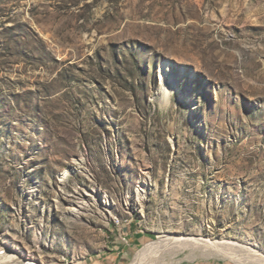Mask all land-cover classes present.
Instances as JSON below:
<instances>
[{
	"label": "rangeland",
	"instance_id": "1",
	"mask_svg": "<svg viewBox=\"0 0 264 264\" xmlns=\"http://www.w3.org/2000/svg\"><path fill=\"white\" fill-rule=\"evenodd\" d=\"M216 240L264 252V0H0V258H264Z\"/></svg>",
	"mask_w": 264,
	"mask_h": 264
},
{
	"label": "bare ground",
	"instance_id": "2",
	"mask_svg": "<svg viewBox=\"0 0 264 264\" xmlns=\"http://www.w3.org/2000/svg\"><path fill=\"white\" fill-rule=\"evenodd\" d=\"M171 66H173V64H172V62H171V60H169V59H167V60H165V62L163 63V65H162V71H163V76H166V78H162V83L163 82H165V81H167V80H170V82H171V85H170V87L169 86H162L161 87V96H162V99H163V103L164 104H168V98L170 97V95L172 94V91H173V89H175V87H176V82H177V80L176 79H174V77L171 75V74H167L166 73V68L167 67H171ZM176 80V81H175ZM67 170H65V171H63L62 173H63V175L65 176V175H67L68 173L66 172ZM160 237H162V238H164L165 237V235H160ZM202 244H204V247H207V248H209V249H211V251L212 252H220L221 250H223V249H226V246H228V245H231V246H233L234 247V245H235V247L236 246H241V248L242 249H240L241 251H245L246 253H252V254H256V255H262L263 257H264V252L263 251H261L259 248H254V247H252V246H250V245H245V244H237V243H235V242H231V241H226V240H222V241H209V242H199L198 243V245L199 246H201ZM237 248V247H236ZM229 249V248H228ZM227 250V249H226ZM225 250V251H226ZM231 250V249H230ZM233 250V249H232ZM230 251V253L231 252H234V251ZM152 251V250H151ZM228 251V250H227ZM159 252H161V251H159ZM159 252H157V253H159ZM229 252V251H228ZM149 252H144V253H142V255L136 260V261H134L133 263H131V264H145L146 263V255L148 254ZM227 253V252H226ZM154 254V253H153ZM152 254V255H153ZM237 254V253H236ZM231 255H233V254H231ZM25 257H26V259H27V256H25V254L24 253H21V254H19L18 252L17 253H8V254H5V255H3L2 256V258H0V263H2V262H4V263H9V264H11V263H20L21 261H23V260H25ZM30 257V258H29ZM40 258H41V256H40ZM257 258V257H256ZM253 258V259H251V261L252 262H255V263H258V264H264V258ZM28 259H36V256L35 255H29L28 256ZM38 259H39V257H38ZM241 259V258H240ZM2 260V261H1ZM245 261V260H244ZM242 262V261H241ZM27 263V262H26ZM243 263V262H242ZM245 263V262H244ZM27 264H38L37 262H34V261H31V260H28V263Z\"/></svg>",
	"mask_w": 264,
	"mask_h": 264
},
{
	"label": "crops",
	"instance_id": "3",
	"mask_svg": "<svg viewBox=\"0 0 264 264\" xmlns=\"http://www.w3.org/2000/svg\"><path fill=\"white\" fill-rule=\"evenodd\" d=\"M124 232H126V236H128L127 243L118 241L116 242L117 244L113 245V247L117 248V253L115 255L117 256V260H119L120 262L128 260L129 255L132 254L131 252L134 249V246L140 245L141 242L145 239V235H143L136 229L134 230L133 227L132 229H130V231L128 230V227L126 229L124 228Z\"/></svg>",
	"mask_w": 264,
	"mask_h": 264
}]
</instances>
